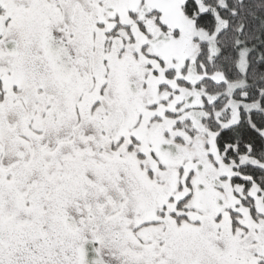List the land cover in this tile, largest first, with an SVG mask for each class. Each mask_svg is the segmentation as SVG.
<instances>
[{"label":"snow or ice","instance_id":"snow-or-ice-1","mask_svg":"<svg viewBox=\"0 0 264 264\" xmlns=\"http://www.w3.org/2000/svg\"><path fill=\"white\" fill-rule=\"evenodd\" d=\"M0 264H264V0H0Z\"/></svg>","mask_w":264,"mask_h":264}]
</instances>
